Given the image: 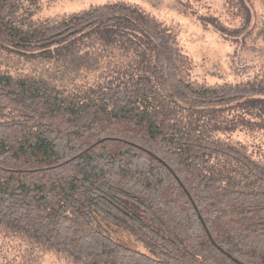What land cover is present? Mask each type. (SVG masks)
Here are the masks:
<instances>
[{
	"label": "trees",
	"instance_id": "obj_1",
	"mask_svg": "<svg viewBox=\"0 0 264 264\" xmlns=\"http://www.w3.org/2000/svg\"><path fill=\"white\" fill-rule=\"evenodd\" d=\"M42 1L0 0V220L90 264H264V186L237 187L222 167L235 159L263 185L264 170L212 134L249 115L264 128V88L193 84L131 4L50 18ZM95 211L140 226L145 212L157 255Z\"/></svg>",
	"mask_w": 264,
	"mask_h": 264
},
{
	"label": "rangeland",
	"instance_id": "obj_2",
	"mask_svg": "<svg viewBox=\"0 0 264 264\" xmlns=\"http://www.w3.org/2000/svg\"><path fill=\"white\" fill-rule=\"evenodd\" d=\"M110 1L131 4L155 21L172 39L181 73L193 84L264 88V38L257 32L264 19L263 0H43L38 14L63 17ZM21 62L28 64L20 61L19 65ZM237 101L232 98L225 106L231 108ZM223 112L224 118H234L232 109ZM242 117L241 124H220V132L212 134L232 144L264 170V128L259 126L257 117ZM231 160L233 167L223 166L222 170L230 175L232 183L237 182L233 185L264 186L255 173L247 171L235 159ZM141 217L146 226L108 219L99 211L94 214L97 227L119 242L157 255L152 245V231L161 232V229L145 212ZM0 264L90 263L80 253L42 239L27 227L8 225L0 220Z\"/></svg>",
	"mask_w": 264,
	"mask_h": 264
}]
</instances>
